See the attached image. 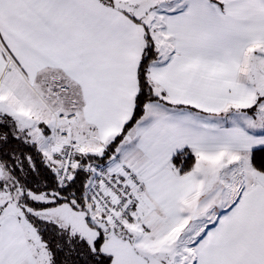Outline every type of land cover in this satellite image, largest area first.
Wrapping results in <instances>:
<instances>
[{"label": "snow or ice", "instance_id": "1", "mask_svg": "<svg viewBox=\"0 0 264 264\" xmlns=\"http://www.w3.org/2000/svg\"><path fill=\"white\" fill-rule=\"evenodd\" d=\"M0 264H264V0H0Z\"/></svg>", "mask_w": 264, "mask_h": 264}]
</instances>
